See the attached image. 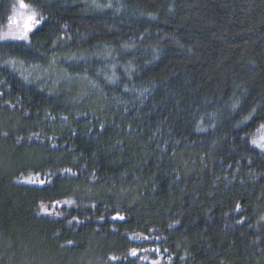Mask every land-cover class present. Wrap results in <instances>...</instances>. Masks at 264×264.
Instances as JSON below:
<instances>
[{"label":"trees","instance_id":"1","mask_svg":"<svg viewBox=\"0 0 264 264\" xmlns=\"http://www.w3.org/2000/svg\"><path fill=\"white\" fill-rule=\"evenodd\" d=\"M261 128L264 0H0V264H264Z\"/></svg>","mask_w":264,"mask_h":264},{"label":"rangeland","instance_id":"2","mask_svg":"<svg viewBox=\"0 0 264 264\" xmlns=\"http://www.w3.org/2000/svg\"><path fill=\"white\" fill-rule=\"evenodd\" d=\"M30 12L29 9L26 7L21 8L18 7L13 15L10 18V35L14 38H19L21 35H24L28 29L30 28V25L32 23V20L29 19L31 15L28 14ZM28 26L27 28L25 26ZM21 73L28 79H32L34 81H41L46 82L49 84H52L54 86L59 85L63 80L67 82L68 80L59 77L56 74L55 69L50 66L46 69L45 73H42L40 71H32L31 68H25V69H19ZM255 142V143H254ZM252 144L255 146L256 144H264V128H261L252 138ZM256 147V146H255ZM259 150L261 148L256 147ZM262 151V150H261Z\"/></svg>","mask_w":264,"mask_h":264},{"label":"snow or ice","instance_id":"3","mask_svg":"<svg viewBox=\"0 0 264 264\" xmlns=\"http://www.w3.org/2000/svg\"><path fill=\"white\" fill-rule=\"evenodd\" d=\"M20 7H21V8H24V7H26V5L23 4V3H21V4H20ZM35 16H36V14L33 13L32 16L29 17V19H30V20H35ZM25 27L27 28L28 26L26 25ZM19 38H21V39H25L26 36H25V35H21ZM254 143H255V142H254ZM255 146L261 148V150L264 151V144H256ZM132 255H136V253L133 251V252H132Z\"/></svg>","mask_w":264,"mask_h":264}]
</instances>
